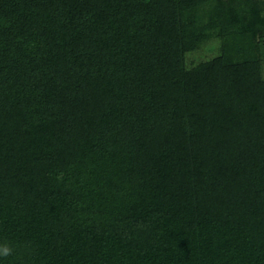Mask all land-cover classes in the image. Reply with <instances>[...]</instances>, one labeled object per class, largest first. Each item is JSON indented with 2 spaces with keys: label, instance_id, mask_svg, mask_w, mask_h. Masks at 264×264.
<instances>
[{
  "label": "trees",
  "instance_id": "1",
  "mask_svg": "<svg viewBox=\"0 0 264 264\" xmlns=\"http://www.w3.org/2000/svg\"><path fill=\"white\" fill-rule=\"evenodd\" d=\"M5 241L0 264H264V0H0Z\"/></svg>",
  "mask_w": 264,
  "mask_h": 264
},
{
  "label": "rangeland",
  "instance_id": "2",
  "mask_svg": "<svg viewBox=\"0 0 264 264\" xmlns=\"http://www.w3.org/2000/svg\"><path fill=\"white\" fill-rule=\"evenodd\" d=\"M217 46H218V42L214 40L205 48V50L200 55L199 53H194L193 55L196 56L192 57L193 61L196 62L199 59H207L213 57L216 54L215 50L217 49Z\"/></svg>",
  "mask_w": 264,
  "mask_h": 264
},
{
  "label": "clouds",
  "instance_id": "3",
  "mask_svg": "<svg viewBox=\"0 0 264 264\" xmlns=\"http://www.w3.org/2000/svg\"><path fill=\"white\" fill-rule=\"evenodd\" d=\"M14 252V249L12 246L9 245V243L0 242V259L7 258L11 256Z\"/></svg>",
  "mask_w": 264,
  "mask_h": 264
}]
</instances>
